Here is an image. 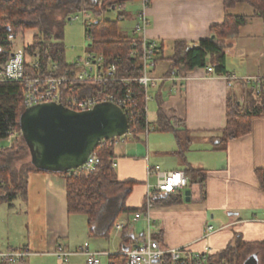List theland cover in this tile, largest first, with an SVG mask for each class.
I'll use <instances>...</instances> for the list:
<instances>
[{"label": "crops", "instance_id": "0c3cea01", "mask_svg": "<svg viewBox=\"0 0 264 264\" xmlns=\"http://www.w3.org/2000/svg\"><path fill=\"white\" fill-rule=\"evenodd\" d=\"M137 2L136 26L143 17L149 26L137 36L134 27L127 37L144 36L162 44L163 59L151 72L159 81L148 92L151 100L146 102L147 109L151 102L155 107L150 118L146 113L148 127L144 133L115 139L112 162L117 167L112 169L119 182L135 184L125 206L139 211L122 214L113 224L101 219L90 225L85 215H69L64 176L30 173L26 196L11 204L0 203V252L28 248L36 254L17 264H88L86 256L78 255L86 243L92 252L103 254L100 264H112V256L141 245L149 234L166 248L186 247L194 254L220 253L237 239L251 245L264 242V190L257 176V171L264 169V116L254 118L252 131L246 136L220 144L228 125L229 100L236 99L246 108L253 101L257 104L264 92L263 19L248 4L227 11L223 0H150L146 6L142 0ZM129 4L121 10L126 17L130 15ZM227 14L248 19L235 38L227 41L229 76L214 74L212 64L196 68L185 78L169 76L176 42L194 44L214 38L213 28L222 25ZM28 32L33 36L27 46L37 34ZM160 108L173 132L155 131ZM156 166L163 172H184L188 187L170 195L151 191L157 177L150 170ZM192 169L206 173L202 186L191 183L187 172ZM186 191H191L190 202L186 201ZM167 196H183V201L156 203ZM136 214L142 219L136 220ZM115 224L124 228L117 230ZM209 228L212 233H208ZM59 247L73 254L68 263L54 255ZM262 255L263 251L255 248L245 263L252 260L261 264Z\"/></svg>", "mask_w": 264, "mask_h": 264}, {"label": "trees", "instance_id": "16d2710c", "mask_svg": "<svg viewBox=\"0 0 264 264\" xmlns=\"http://www.w3.org/2000/svg\"><path fill=\"white\" fill-rule=\"evenodd\" d=\"M141 0H0V64H6L15 48L14 43H7L8 35L18 36L26 31L35 30L37 34L33 43L24 48L26 56L35 59L39 73L30 66L27 71L30 77H57L69 71H76V66L66 58L64 29L68 22L80 15L87 16L91 21L90 29L85 30V37L90 40L88 52L103 57L102 69L105 74L111 66H115V78L122 80L137 79L141 76L143 66L141 50L134 47L136 39L122 35L120 22L124 20L125 12H121L128 3ZM226 10L239 4H248L255 9L256 15L264 21V0H223ZM118 12L117 20H107L105 15ZM92 19V20H91ZM247 17L228 15L222 25L213 28L212 39L200 40L197 43L176 42L175 53L169 76L185 78L196 68H205L212 64L213 72L219 76H229L226 68L227 41L234 39L240 27L247 23ZM158 61L163 59L164 47L159 44ZM136 51V54L134 52ZM57 67V69H53ZM82 70V69H77ZM25 86L10 82L0 83V140L6 138L9 131L21 134V118L27 111L25 107ZM62 102L72 96L78 99L102 95L124 99L130 92L137 106L136 119L130 126V134L144 133L148 127L146 106V91L137 82H103L75 83L73 89L61 91ZM256 104L253 101L246 108H241L237 100H229L228 125L222 132L220 144L225 145L231 139L241 138L252 131L254 118L264 116V92L259 94ZM64 103V102H63ZM155 131L173 132L165 121L161 108L159 122ZM113 140L99 144L95 154L100 163L92 172H46L37 169L31 162L30 148L21 135L20 141L11 149L0 150V203L11 204L19 197L27 194L28 176L33 172L59 174L67 180V199L69 215H85L89 224L93 225L101 219L115 220L125 213H136L139 210H127L126 201L130 196L134 183L119 182L117 174L112 169L115 158ZM191 183L203 185L206 173L202 170H189ZM258 179L264 190V169L257 171ZM203 193V191H202ZM203 194V198H204ZM183 196L161 197L156 203L165 205L178 204ZM255 248L263 251L261 264H264V242L260 244L242 243L240 239L228 249L210 255L209 263L246 264L249 255ZM112 264H126L122 255H114Z\"/></svg>", "mask_w": 264, "mask_h": 264}, {"label": "built area", "instance_id": "2783aa9c", "mask_svg": "<svg viewBox=\"0 0 264 264\" xmlns=\"http://www.w3.org/2000/svg\"><path fill=\"white\" fill-rule=\"evenodd\" d=\"M144 6L150 3V0H142ZM76 17L75 20H78ZM85 30L90 29L91 21L87 17L84 21ZM149 26V21L143 17L142 23L137 25L134 30V35L143 34L147 27ZM17 36L14 34L8 35L6 42L14 43ZM134 47H138L141 50L142 57V74L137 79L122 80L117 79L113 75L115 73L116 67L111 66L109 68V74H105L102 69L103 57L96 56L90 52H86L82 57L77 58L72 64L76 66V71L69 72L66 71L57 77H30L27 71V66L34 72H38L40 66L38 62L25 55L24 51H19L13 49L11 58L6 64H0V83L10 82L14 84H23L25 86V107L26 109H31L33 107L55 103L62 105L65 108L81 113L93 110L95 107L101 104L112 103L119 108H121L127 115L130 126L132 122L136 119L137 106L134 103V96L130 92L124 99L115 98L112 96H92L89 98L78 99L69 96L62 102L61 91L66 89L67 91H72L73 85L75 83H88L93 81L94 83L103 82H137L139 85L144 87L146 91V102L151 100L148 94L149 89L156 87L159 79L155 78L151 72L154 70L158 63V52L159 45L155 41L147 40L146 37L136 39ZM90 40L87 38V44H90ZM136 54V51L134 52ZM29 58L32 60L29 61ZM53 69H57L54 67ZM82 69V70H77ZM208 72H212L211 68H208ZM39 73V72H38ZM231 86V84H229ZM147 106L144 107L145 113H147ZM148 132V131H147ZM130 134V130H129ZM128 134V135H129ZM22 133L17 131H9L6 135L7 141L11 143V146L6 149L13 148L18 140H20ZM3 150V149H0ZM100 163V158L95 154V152L88 158L86 164L79 169L70 171V174H77V172H92L96 166ZM112 167H117L115 162H112ZM150 174H154L157 177V182L154 188L151 190L158 195H170L177 194L184 191L189 185V179L184 172H163L159 166L150 170ZM151 203L149 202L148 205ZM141 214H136L135 219H142ZM149 221V220H148ZM117 230H122L124 226L122 224H115ZM208 233H212L213 229L209 228ZM36 255L33 251L28 248H13L7 252H0V264H17L25 262L29 257ZM62 263H68L71 255L66 252L62 247H59L54 254ZM78 255H83L88 258V264H100L99 257L103 255L102 253L92 252L89 248V244H84V246L78 252ZM126 258V264H208L209 254H194L188 248H176L169 249L164 247L159 241L152 238L151 234L146 241L141 245L130 248L128 251L121 254Z\"/></svg>", "mask_w": 264, "mask_h": 264}, {"label": "water", "instance_id": "95a60500", "mask_svg": "<svg viewBox=\"0 0 264 264\" xmlns=\"http://www.w3.org/2000/svg\"><path fill=\"white\" fill-rule=\"evenodd\" d=\"M129 130L127 115L112 103L81 113L50 103L27 109L21 118V133L30 148L31 162L46 172L79 169L100 143L123 138ZM185 196L190 202L191 191Z\"/></svg>", "mask_w": 264, "mask_h": 264}, {"label": "rangeland", "instance_id": "374dc122", "mask_svg": "<svg viewBox=\"0 0 264 264\" xmlns=\"http://www.w3.org/2000/svg\"><path fill=\"white\" fill-rule=\"evenodd\" d=\"M133 5H136L134 7ZM140 4L138 2H135V4L130 3L129 9L127 7V12L130 14L127 17L124 18L123 21L120 23V29L123 36H129L131 34V30L136 27V17L134 16V13L139 10L138 6ZM132 6V7H131ZM132 14V15H131ZM89 18H92L91 16ZM107 20H117V15L115 12H112L110 14H107L105 16ZM87 19V16H79L78 20H74L72 22H68L64 29V43H65V49H66V58L68 61H72L76 56L83 55L84 51L87 48V40L85 39V24L84 20ZM35 31V30H34ZM32 36L33 32H24L17 36L16 40L14 41L15 44V50L23 51L25 47H27L28 43L32 42ZM88 50V49H87ZM31 59L29 58V61ZM32 61V60H31ZM154 104L153 102L148 104V117L150 118L152 116V113L154 110ZM20 140H18L19 142ZM185 144V143H184ZM11 146V143L7 141V139L0 140V149H6ZM154 182V180L152 181ZM19 224H22L20 219H18ZM14 228V226H12ZM22 228V227H19ZM262 257V256H261ZM262 259V258H261Z\"/></svg>", "mask_w": 264, "mask_h": 264}]
</instances>
